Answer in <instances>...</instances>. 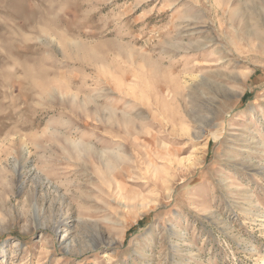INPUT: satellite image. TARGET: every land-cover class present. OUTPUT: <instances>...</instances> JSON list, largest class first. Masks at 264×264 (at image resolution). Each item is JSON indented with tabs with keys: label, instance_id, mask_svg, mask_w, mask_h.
<instances>
[{
	"label": "rangeland",
	"instance_id": "rangeland-1",
	"mask_svg": "<svg viewBox=\"0 0 264 264\" xmlns=\"http://www.w3.org/2000/svg\"><path fill=\"white\" fill-rule=\"evenodd\" d=\"M0 264H264V0H0Z\"/></svg>",
	"mask_w": 264,
	"mask_h": 264
}]
</instances>
